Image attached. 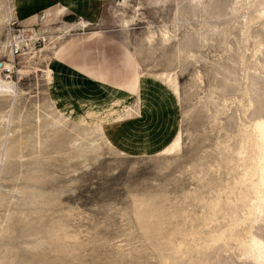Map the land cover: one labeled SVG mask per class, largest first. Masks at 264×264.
<instances>
[{"label":"rangeland","instance_id":"obj_1","mask_svg":"<svg viewBox=\"0 0 264 264\" xmlns=\"http://www.w3.org/2000/svg\"><path fill=\"white\" fill-rule=\"evenodd\" d=\"M80 2L24 19L20 0H0V71L14 87L0 93V264H264L251 249L264 243V0ZM80 33L128 46V87L59 69L55 53ZM135 70L180 108L159 154L110 136L140 117Z\"/></svg>","mask_w":264,"mask_h":264},{"label":"crops","instance_id":"obj_2","mask_svg":"<svg viewBox=\"0 0 264 264\" xmlns=\"http://www.w3.org/2000/svg\"><path fill=\"white\" fill-rule=\"evenodd\" d=\"M20 1V12L24 19L41 10L54 11L58 8V2L65 3L64 9L69 13L80 11L81 4V0ZM53 62L71 77L102 87H128L130 84L123 78V71L135 69L128 46L111 34H76L59 47ZM52 75L54 76V70ZM134 76L140 117L135 123L127 121L120 130L110 133V136L112 142L123 147L125 152L159 154L176 139L180 130V108L176 95L166 84L151 76L140 79L136 70Z\"/></svg>","mask_w":264,"mask_h":264},{"label":"bare ground","instance_id":"obj_3","mask_svg":"<svg viewBox=\"0 0 264 264\" xmlns=\"http://www.w3.org/2000/svg\"><path fill=\"white\" fill-rule=\"evenodd\" d=\"M9 67V66H8ZM7 68V67H6ZM13 66L11 67L12 70ZM14 91V87H12V85L8 82H5L2 79V75H1V71H0V93L2 94H12ZM256 138L258 139L257 141V147H259L260 152L263 155V159L261 160V164H260V171H261V175H260V180L259 183L256 187V190L258 191V193L263 194L264 193V122H259L255 129H254ZM263 190H261V189ZM264 195V194H263ZM254 253H257V256H259L261 258L264 259V243L260 242V243H256L255 246H253L251 248Z\"/></svg>","mask_w":264,"mask_h":264},{"label":"built area","instance_id":"obj_4","mask_svg":"<svg viewBox=\"0 0 264 264\" xmlns=\"http://www.w3.org/2000/svg\"><path fill=\"white\" fill-rule=\"evenodd\" d=\"M25 31H26V29H22L20 31V36L21 37L20 36L19 37L16 36L15 39L10 42V48L14 49L16 51V54H21V52L23 50L21 48L23 46L22 43L27 44L26 39L29 38V37H28V35L25 34ZM31 38L33 40L34 37L31 36ZM3 68H4V65L0 66V69H3Z\"/></svg>","mask_w":264,"mask_h":264},{"label":"water","instance_id":"obj_5","mask_svg":"<svg viewBox=\"0 0 264 264\" xmlns=\"http://www.w3.org/2000/svg\"><path fill=\"white\" fill-rule=\"evenodd\" d=\"M0 66H3V65L0 63Z\"/></svg>","mask_w":264,"mask_h":264}]
</instances>
